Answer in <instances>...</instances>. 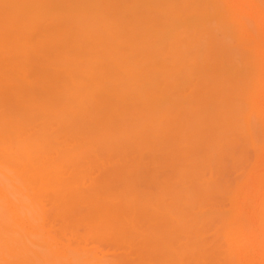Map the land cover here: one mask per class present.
Listing matches in <instances>:
<instances>
[{"label":"bare ground","instance_id":"1","mask_svg":"<svg viewBox=\"0 0 264 264\" xmlns=\"http://www.w3.org/2000/svg\"><path fill=\"white\" fill-rule=\"evenodd\" d=\"M0 264H264V0H0Z\"/></svg>","mask_w":264,"mask_h":264}]
</instances>
